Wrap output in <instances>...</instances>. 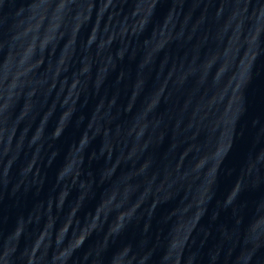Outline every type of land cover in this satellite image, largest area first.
<instances>
[{"label":"water","instance_id":"95a60500","mask_svg":"<svg viewBox=\"0 0 264 264\" xmlns=\"http://www.w3.org/2000/svg\"><path fill=\"white\" fill-rule=\"evenodd\" d=\"M157 0H0V264L95 87Z\"/></svg>","mask_w":264,"mask_h":264}]
</instances>
